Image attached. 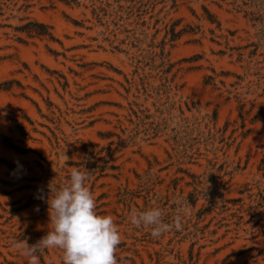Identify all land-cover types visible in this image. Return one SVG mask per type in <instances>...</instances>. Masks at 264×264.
Listing matches in <instances>:
<instances>
[{
  "label": "rangeland",
  "instance_id": "rangeland-1",
  "mask_svg": "<svg viewBox=\"0 0 264 264\" xmlns=\"http://www.w3.org/2000/svg\"><path fill=\"white\" fill-rule=\"evenodd\" d=\"M73 169L118 264H264V0H0V264H28ZM178 199L181 230L130 223Z\"/></svg>",
  "mask_w": 264,
  "mask_h": 264
},
{
  "label": "clouds",
  "instance_id": "clouds-1",
  "mask_svg": "<svg viewBox=\"0 0 264 264\" xmlns=\"http://www.w3.org/2000/svg\"><path fill=\"white\" fill-rule=\"evenodd\" d=\"M87 180L85 172L73 169L70 182L58 188L48 200L53 229L35 245L30 246L26 241L14 245L28 258V264H39L38 251L56 248L63 251V264H118L119 229L110 215H98L95 211L96 201L86 186ZM176 205L174 224L164 222V212L158 207L140 212L133 209L130 223L151 229L153 238L173 228L181 230L182 217L188 215L189 208L179 199Z\"/></svg>",
  "mask_w": 264,
  "mask_h": 264
},
{
  "label": "trees",
  "instance_id": "trees-1",
  "mask_svg": "<svg viewBox=\"0 0 264 264\" xmlns=\"http://www.w3.org/2000/svg\"><path fill=\"white\" fill-rule=\"evenodd\" d=\"M25 29H27V32L29 33V35H31L32 37H46V36H50L52 37V35L49 32V27L45 24L42 23H29ZM17 151H21L19 148H14ZM0 193H4L1 189H0Z\"/></svg>",
  "mask_w": 264,
  "mask_h": 264
}]
</instances>
